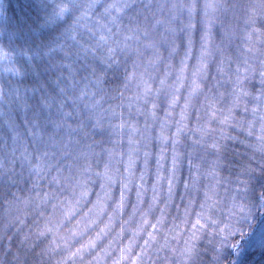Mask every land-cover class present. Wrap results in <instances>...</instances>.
<instances>
[{
    "label": "clouds",
    "instance_id": "9594fccd",
    "mask_svg": "<svg viewBox=\"0 0 264 264\" xmlns=\"http://www.w3.org/2000/svg\"><path fill=\"white\" fill-rule=\"evenodd\" d=\"M261 215L264 0H0V264H255Z\"/></svg>",
    "mask_w": 264,
    "mask_h": 264
},
{
    "label": "trees",
    "instance_id": "16d2710c",
    "mask_svg": "<svg viewBox=\"0 0 264 264\" xmlns=\"http://www.w3.org/2000/svg\"><path fill=\"white\" fill-rule=\"evenodd\" d=\"M264 215L261 216H257L256 218H254V221L251 225L252 228H254L258 221L263 217ZM238 238V237H237ZM244 243V241H242V244ZM253 255L255 256V264H264V252H259V251H255L253 252Z\"/></svg>",
    "mask_w": 264,
    "mask_h": 264
},
{
    "label": "rangeland",
    "instance_id": "374dc122",
    "mask_svg": "<svg viewBox=\"0 0 264 264\" xmlns=\"http://www.w3.org/2000/svg\"><path fill=\"white\" fill-rule=\"evenodd\" d=\"M253 229L257 231L264 229V216L258 221L257 225Z\"/></svg>",
    "mask_w": 264,
    "mask_h": 264
},
{
    "label": "snow or ice",
    "instance_id": "6c2138e0",
    "mask_svg": "<svg viewBox=\"0 0 264 264\" xmlns=\"http://www.w3.org/2000/svg\"><path fill=\"white\" fill-rule=\"evenodd\" d=\"M98 204H100L101 205V208H102V206H103V202L102 201H98ZM257 217V216H256ZM256 217H254V218H256ZM91 222V221H90ZM245 222H247V221H245ZM97 235H99V233L97 234ZM89 243L90 244H95V241H89ZM122 255H123V250H122Z\"/></svg>",
    "mask_w": 264,
    "mask_h": 264
}]
</instances>
